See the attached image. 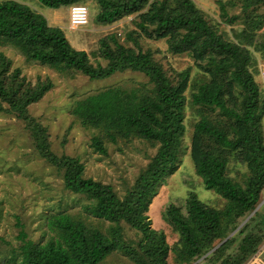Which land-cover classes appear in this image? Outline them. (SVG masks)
Segmentation results:
<instances>
[{"label": "trees", "instance_id": "1", "mask_svg": "<svg viewBox=\"0 0 264 264\" xmlns=\"http://www.w3.org/2000/svg\"><path fill=\"white\" fill-rule=\"evenodd\" d=\"M38 2L52 9L89 3L103 26L131 18L132 28L123 37L108 35L89 54L74 48L63 29L49 25L32 6L0 0V47L11 46L28 62L64 77L144 76L146 81L130 80L77 100L70 115L93 130L90 145L103 155L107 144L134 140L146 141L156 153L123 195L111 184L87 177L80 159L52 150L48 127L30 113V106L53 89V81L31 82L1 52L0 113L22 121L33 151L62 179L64 190L88 201L76 213L62 200L44 206L37 214L38 240L17 216L18 244L10 248L7 264H106L117 254L129 264H194L240 227L260 204L264 190V91L256 79L259 60H264V0H216L219 22L194 0ZM235 9L240 11L232 13ZM222 24L230 32L220 30ZM144 41H164L167 53L188 55L196 73L165 67ZM187 107L194 122L189 146L195 172L223 204L216 207L190 191L168 205L163 219L177 237L169 244L152 227L147 212L158 186L178 169ZM263 209L203 263L248 264L256 257L264 246Z\"/></svg>", "mask_w": 264, "mask_h": 264}, {"label": "rangeland", "instance_id": "2", "mask_svg": "<svg viewBox=\"0 0 264 264\" xmlns=\"http://www.w3.org/2000/svg\"><path fill=\"white\" fill-rule=\"evenodd\" d=\"M39 11L48 24L63 29L70 44L79 50L91 54L100 48V40L108 35L117 33L124 36V30L132 28L131 18L109 26L98 25L96 10L90 8L89 3H82L89 9L88 23L76 30L69 28V7L52 9L38 2V0H20ZM213 22H219V8L216 0H194ZM240 10H232L238 13ZM229 26L220 25V30L230 32ZM145 48H152L158 52L165 67L172 66L177 70L191 68L192 75L196 73L191 58L186 55L167 53L164 41H144ZM12 60L13 68H21L22 74L35 83L39 78H50L54 87L38 103L30 106L32 116L48 127L49 140L52 150L57 155H68L80 159L85 165V175L105 184H111L119 195L134 183L140 171L146 167L155 155L153 148L146 141L134 140L125 145L107 144L108 153L103 155L91 147L93 130L81 127L70 115L74 103L105 87L146 81L144 76L126 72L115 73L103 80H91L82 73L72 77H64L56 71L36 62H28L25 57L11 46L0 47ZM99 63L106 61L99 58ZM97 64L95 58L91 61ZM264 60H259L260 74L257 81L264 91V76L262 74ZM187 100L189 94H186ZM190 109L185 112L184 124L186 134L180 154V163L175 173L163 181L153 197L147 215L152 227L162 231L169 242L173 244L177 237L165 223L163 213L168 205L185 198L190 191L197 194L199 199L220 207L221 197L214 191L207 190L200 177L195 172L190 158V135L193 127ZM264 126V121H263ZM62 200L71 212H81V206L88 201L78 195L65 191L62 179L54 169L35 153L30 144L29 134L21 120L0 113V264H7L10 258V248L17 246L18 227L16 217L25 223V230L33 240L40 239L41 230L38 227L37 214L44 206ZM264 207V190L261 195L260 207ZM264 212V209L262 210ZM254 215V214H253ZM90 220L95 221L92 217ZM244 223V222H243ZM242 223V224H243ZM241 224V225H242ZM240 225V226H241ZM218 246V245H217ZM216 248V247H215ZM106 264H129L121 254L111 256ZM196 264H204L203 260Z\"/></svg>", "mask_w": 264, "mask_h": 264}, {"label": "built area", "instance_id": "3", "mask_svg": "<svg viewBox=\"0 0 264 264\" xmlns=\"http://www.w3.org/2000/svg\"><path fill=\"white\" fill-rule=\"evenodd\" d=\"M89 19V9L84 4H74L70 7L69 13V28L71 30H76L81 26H84L88 23ZM263 76H264V67H263Z\"/></svg>", "mask_w": 264, "mask_h": 264}, {"label": "crops", "instance_id": "4", "mask_svg": "<svg viewBox=\"0 0 264 264\" xmlns=\"http://www.w3.org/2000/svg\"><path fill=\"white\" fill-rule=\"evenodd\" d=\"M248 264H264V246L260 249L256 257H254Z\"/></svg>", "mask_w": 264, "mask_h": 264}, {"label": "water", "instance_id": "5", "mask_svg": "<svg viewBox=\"0 0 264 264\" xmlns=\"http://www.w3.org/2000/svg\"><path fill=\"white\" fill-rule=\"evenodd\" d=\"M257 209H258V208H256V209L252 212V214H251V215H250V216L244 221V223H245V222H246V221H247V220H248V219H249V218H250V217H251V216L257 211ZM244 223H243V224H244ZM243 224H242V225H243ZM242 225H241V226H242ZM241 226H240V227H241ZM240 227H239V228H240ZM239 228H237V230H235L230 236H228V238H226L223 242H221L218 246H216V248H218V247H219L222 243H224L227 239H229L230 237H232V236L238 231ZM216 248H214V249H213L212 251H210L208 254H206V255L203 256L201 259H199L198 261H196L194 264H196V263H198L199 261L203 260V259H204L205 257H207L211 252H213Z\"/></svg>", "mask_w": 264, "mask_h": 264}]
</instances>
